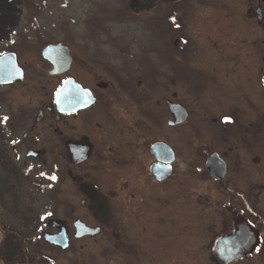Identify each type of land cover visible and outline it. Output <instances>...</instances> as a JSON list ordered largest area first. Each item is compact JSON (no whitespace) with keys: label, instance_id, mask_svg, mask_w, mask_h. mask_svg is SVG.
I'll return each mask as SVG.
<instances>
[{"label":"flooded vegetation","instance_id":"obj_1","mask_svg":"<svg viewBox=\"0 0 264 264\" xmlns=\"http://www.w3.org/2000/svg\"><path fill=\"white\" fill-rule=\"evenodd\" d=\"M93 1L84 25L52 41L42 24L48 0H0V76H9L0 80V224L27 194L22 182L47 192L56 177L64 213L46 219L42 238L62 231L69 247L108 232L121 242V264H264V0L239 11L231 0L223 11L216 0H162L164 104L157 74L133 81L128 53L120 66L127 49L105 20L99 26ZM233 12L244 20L222 22ZM235 26L246 43L238 50ZM57 43L66 49L49 53L53 62L41 50ZM159 142L171 152L155 154ZM134 210L142 214L133 222ZM186 212L197 218L190 225ZM144 220L166 230L148 246L136 242ZM75 221L98 233L78 235Z\"/></svg>","mask_w":264,"mask_h":264},{"label":"rangeland","instance_id":"obj_2","mask_svg":"<svg viewBox=\"0 0 264 264\" xmlns=\"http://www.w3.org/2000/svg\"><path fill=\"white\" fill-rule=\"evenodd\" d=\"M89 0H48L47 15L42 13L43 26L49 22V40H59L65 37H71L74 28L84 25L83 20L90 10ZM134 0H94L93 9L94 14L99 19V26H102L104 20L105 25L113 28V34L118 42L119 49H127L119 52L120 66H122L123 58H127L126 53L131 55L130 59L125 62L126 72L132 80H136L142 70L150 76L157 74V79L152 82L156 83V91L162 104L168 95L167 87V60L165 54L166 39L169 38L164 32L166 20L162 19L161 4L162 0H155L156 4L152 11L136 13L131 7V2ZM142 2V0H137ZM227 0H216V9L223 11ZM244 0H231V5L234 11H239ZM189 11V9H187ZM224 15L223 13L221 14ZM84 16V17H83ZM80 17V19H78ZM83 17V18H81ZM235 21H242L244 17L239 12H233L224 17L222 22L232 23V18ZM41 21V19L39 18ZM77 20V21H76ZM90 22V18L86 20ZM221 22V18H220ZM219 22V23H220ZM60 24V25H59ZM59 25V26H58ZM233 35H229V39L235 40L236 50L242 49L246 46L245 42L239 37H242L244 32L239 30L236 26ZM40 39L42 36L40 35ZM152 51V52H151ZM239 53V51H238ZM132 61H129L131 60ZM138 76V77H137ZM141 78V77H140ZM257 83V76L255 83ZM177 91L180 87H176ZM156 92V93H157ZM153 89L149 88L148 97L150 104L153 102ZM164 101V102H163ZM50 188L46 192L44 188H40L34 182H22L26 186V190L22 191L27 194L23 196L22 201L16 209H5L2 212L4 223L1 225L11 228V230L18 232L24 239L29 256L37 264H121L123 258V248L121 242L113 243V238L109 237V233L105 232L98 237H86L79 240H74L69 247L57 248L51 246L42 238V231L48 230L50 227L46 222L48 217L61 218L63 211L60 201L57 197L58 180L56 177H50ZM21 185V183H20ZM52 188L54 193L52 194ZM152 188V187H150ZM48 190V189H47ZM44 192V193H42ZM143 210H147L141 208ZM80 214L85 219L90 216L87 211ZM142 214L139 210H134L132 220L137 215ZM119 224H122L124 219V211H119L117 214ZM188 225L191 221L197 219L196 216L186 212ZM93 222V221H90ZM152 227V231L150 227ZM122 227V225H121ZM138 228V229H137ZM136 242L144 244H152L150 235L153 238H159L166 230L159 227H154L153 221L144 220L142 227H135ZM119 232V238H121ZM145 257L144 254H142ZM207 264H216L213 257L205 259ZM138 264H146L139 262ZM194 264V263H192ZM202 264H206L205 262Z\"/></svg>","mask_w":264,"mask_h":264},{"label":"water","instance_id":"obj_3","mask_svg":"<svg viewBox=\"0 0 264 264\" xmlns=\"http://www.w3.org/2000/svg\"><path fill=\"white\" fill-rule=\"evenodd\" d=\"M153 1L154 0H142V2H140V1L134 0L131 2V7L136 12H142V10L150 8L153 5ZM65 49H66V47L61 46L59 43H57V44H46L45 46L42 47L41 52H42V55L44 57H48L53 62H56V61L58 62V60H56V61L53 60V59H56L57 57L53 58V57L48 56V54L49 53L52 55L57 54L61 50H65ZM0 68H3V59H0ZM8 79H9V76H7L6 73L1 74V76H0L1 81H7ZM159 147H163L166 151L168 150L167 152H171V150L169 149V147L166 144H164L163 142L162 143L159 142V143H156L152 146V150H154L155 154H158L157 149ZM152 169H154V165L152 166ZM55 223H56L55 220H52L50 222L51 225H55ZM74 227L79 231L78 235H83V234L94 235V234L98 233L97 228L94 229V228L87 227L84 223H82L80 221H75ZM43 239L46 242H48L49 244L58 246L60 248H64L67 246V238L62 231L57 232V233H53V234L45 232L43 234ZM222 240H225V239L221 238V237L218 238L215 242V245L213 246V250H215L216 254H217L216 248L220 245ZM220 256H222V255H220ZM225 257H229V256H225Z\"/></svg>","mask_w":264,"mask_h":264},{"label":"trees","instance_id":"obj_4","mask_svg":"<svg viewBox=\"0 0 264 264\" xmlns=\"http://www.w3.org/2000/svg\"><path fill=\"white\" fill-rule=\"evenodd\" d=\"M0 264H37L18 232L0 224Z\"/></svg>","mask_w":264,"mask_h":264},{"label":"snow or ice","instance_id":"obj_5","mask_svg":"<svg viewBox=\"0 0 264 264\" xmlns=\"http://www.w3.org/2000/svg\"><path fill=\"white\" fill-rule=\"evenodd\" d=\"M226 119H228V118H226Z\"/></svg>","mask_w":264,"mask_h":264}]
</instances>
